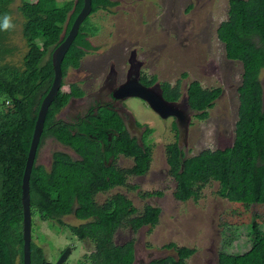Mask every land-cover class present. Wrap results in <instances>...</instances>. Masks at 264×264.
I'll return each mask as SVG.
<instances>
[{"label": "trees", "instance_id": "1", "mask_svg": "<svg viewBox=\"0 0 264 264\" xmlns=\"http://www.w3.org/2000/svg\"><path fill=\"white\" fill-rule=\"evenodd\" d=\"M13 2L0 0V23L7 15L14 27ZM83 3V0H22L17 10L23 17L22 34L28 50L20 64L8 59L16 50L9 42L13 27L0 29V264H24L22 182L26 161L37 114L54 77L52 52L70 31ZM116 4V0H92L91 14ZM87 18L63 60L64 75L70 66L78 67L94 48L89 37L100 28ZM217 33L225 44L226 56L243 63L235 140L226 148H208L192 156L186 155L177 141L169 143V171L177 181L174 195L180 200L198 197L203 187L217 181L218 193L231 201L264 204V89L260 78L264 70V0H230L228 18L221 22ZM163 87L167 99L182 95L181 80L176 84L166 81ZM221 93L222 87L207 88L198 80L187 88L189 103L199 119L209 116V109ZM77 95L79 89L72 85L71 92L61 89L55 96L38 152L45 138L53 135L72 144L82 159L55 152L48 168L38 164L36 158L31 174L32 232L39 216L64 226L63 216L72 213L84 220L69 225V231L87 246L92 244L85 255L89 264H133L134 238L118 244L115 234L119 227L131 226L134 232L145 225L153 228L159 221L160 208L147 204L138 212L133 201L122 194L108 197L104 204L96 202L97 191L107 190L116 183L124 184L126 176L103 163L102 153L92 149L86 137L74 136L66 125L57 122L56 114ZM174 127L177 129L176 124ZM152 131L148 128L144 147L129 134L117 141L115 152L122 150L136 161L127 170L129 175L147 173L152 160V145L147 137ZM128 187L135 189L137 185L129 183ZM147 195L152 193L143 194ZM250 233L251 245L247 251L232 254L222 249L219 264H264V232L258 221L254 220ZM31 250V264H53L33 234ZM177 251V257L154 258L148 264H187L186 259L195 249L177 246Z\"/></svg>", "mask_w": 264, "mask_h": 264}, {"label": "rangeland", "instance_id": "2", "mask_svg": "<svg viewBox=\"0 0 264 264\" xmlns=\"http://www.w3.org/2000/svg\"><path fill=\"white\" fill-rule=\"evenodd\" d=\"M116 1L118 4L110 9H101L88 16L87 20L100 28L97 34L89 37L94 48L83 57L79 69L69 67L62 89L68 91L70 82L79 76L85 77L88 73L85 69L92 72L104 68L102 62L108 57H120L122 61L136 48L140 55H145L149 70L156 71L161 81L176 83L181 80L183 90L194 80L207 88L222 87L221 95L209 109V116L206 119L193 117L188 144L182 145L187 155L233 145L243 64L226 56L225 44L217 33L220 23L228 18L230 0ZM21 3L22 0L12 3L15 22L9 40L16 50L8 59L17 64L28 50L22 34L23 17L17 10ZM260 78L264 89V70ZM129 107L145 126L154 129L147 137L152 145V160L147 173L129 178L130 184L137 185L135 189L122 187L120 190L133 200L138 212L151 204L160 208V215L153 228L144 226L134 232L131 226L121 227L115 234V241L122 244L135 239L134 264H148L154 258L168 255L177 257V246L195 249L186 259L187 264H219L222 249L232 254L247 251L254 220L264 232V204L231 201L218 193L220 184L217 181L203 187L198 197L177 199L174 195L177 181L170 174L166 152L167 144L177 139L172 118L163 119L138 98H131ZM58 145L46 137L37 163L50 168L55 150L62 149ZM121 163L128 167L133 164L125 158ZM118 190L100 194L98 200L103 201ZM147 192L152 195L144 197ZM40 217L37 224L33 223V238L44 247L53 264L68 246L73 249L65 264H89L85 255L92 244L87 246L67 226H57ZM65 220L74 224L81 222L74 215L66 216ZM169 243L177 246H167Z\"/></svg>", "mask_w": 264, "mask_h": 264}, {"label": "flooded vegetation", "instance_id": "3", "mask_svg": "<svg viewBox=\"0 0 264 264\" xmlns=\"http://www.w3.org/2000/svg\"><path fill=\"white\" fill-rule=\"evenodd\" d=\"M81 66H82V61L78 67H75V69H79ZM102 66L104 68L101 67L100 69L99 67V69H96L92 72H89L90 70L88 68L85 69L84 71L88 72L85 75V77L79 76L77 80L69 83V90L68 91L65 90V91L71 92L72 85L73 86L75 85L79 89L80 95L72 96L69 102L61 109L60 112L56 114V120H58L57 122L60 121L62 124L66 125L71 130L74 136L79 135L84 138L86 137L85 139L87 143L90 145V147L102 153L103 163H105L110 168L114 167L116 170H120L121 172L125 173L126 180L124 184L116 183L107 190H100L95 193V200L98 204H104L108 197H113L118 194H122L130 198L125 192L121 191L120 189L124 187L130 190V188L128 187L129 178L132 177L133 174L129 175L127 173V170L130 167H133L136 161L134 160V157L127 155L122 150L119 152H115V145L117 144L118 140H120L125 136V134H129L130 138L136 139L138 143L141 145V147H144V139L146 138V132L148 130V126H145L131 111L129 107V101L131 98H138L142 100L149 108H151L157 115H159L163 119L172 118V125L173 128L176 130V137H177L175 141L178 142L180 149H183L182 147L183 144L185 145L188 144L190 127L192 125L193 117L198 118L196 116L197 111H195L192 108L194 110V113L192 114L191 117L188 136L186 137L185 140L183 139L180 143L179 130L176 122L177 119L175 116L170 115L168 117H163L162 115L156 112V109L150 107V105L144 99L138 96L123 95V92L121 91V86L124 83H126L128 80L136 79L137 75L139 82L146 86H154L156 85L157 82H159L161 84L162 92L164 95L163 84L164 82H166V80L161 81L159 79L158 74H156V71L149 70V66H147L145 60V55L144 54L140 55V53L137 51L136 48L132 49L130 51L129 56L124 58L122 61L120 57L106 58V62H102ZM67 73L63 77L64 83H65V78L67 77ZM176 83H172V84H176ZM187 88L183 90L182 87V95L178 99L170 100L167 99L165 95L164 97L168 101L182 103L184 96L186 95L188 96ZM188 102H189V97H188ZM184 107H186V105H184ZM174 124H176L177 129L174 127ZM152 132H154V129ZM49 137L56 142L57 146H59L58 144H60V147L62 148L55 150V152H65L74 158L82 159V155L78 153L77 149L72 144L64 142L53 135ZM166 152H167V146H166ZM38 156H39V152L37 154V159ZM124 158L131 160L133 163L132 166L128 167L123 165L121 161H123ZM134 175L138 176L142 174H134ZM116 188L119 189L117 192L108 195L106 199H104L103 201L98 200V196L100 194L109 192L110 190ZM70 215H74L77 219H79L75 214L72 213L63 216V219L65 220V217ZM80 221L83 222L84 220H80ZM65 222L66 224L64 226L65 227L67 226V229H69V225L74 224V223H69L66 220ZM145 226H150L151 228V225H145ZM120 228L121 227H119L118 229ZM70 247L73 249V246Z\"/></svg>", "mask_w": 264, "mask_h": 264}, {"label": "water", "instance_id": "4", "mask_svg": "<svg viewBox=\"0 0 264 264\" xmlns=\"http://www.w3.org/2000/svg\"><path fill=\"white\" fill-rule=\"evenodd\" d=\"M83 7L75 18L70 31L63 41L52 52V64L54 77L48 93L43 98L35 123V128L31 140L26 166L22 182V204H23V263L31 264V244H32V210H31V174L36 162L39 144L44 132L45 121L49 108L55 96L62 89L63 83V60L79 33L80 26L91 14L93 6L92 0H83ZM123 95L138 96L144 99L150 107L156 109V112L163 117L173 115L179 130V142L188 136L189 126L194 110L188 102V96H184L182 103L171 102L165 99L161 84L159 82L154 86H146L139 82L138 75L134 80H128L121 86ZM186 105V107H184ZM72 248L67 247L61 254L55 264H65L70 256Z\"/></svg>", "mask_w": 264, "mask_h": 264}, {"label": "clouds", "instance_id": "5", "mask_svg": "<svg viewBox=\"0 0 264 264\" xmlns=\"http://www.w3.org/2000/svg\"><path fill=\"white\" fill-rule=\"evenodd\" d=\"M12 27H13V25L11 24V18L9 16L5 15L3 18V22L0 23V29L8 30Z\"/></svg>", "mask_w": 264, "mask_h": 264}]
</instances>
